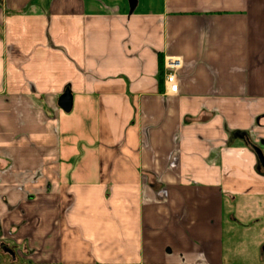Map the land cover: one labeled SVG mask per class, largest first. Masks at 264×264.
I'll use <instances>...</instances> for the list:
<instances>
[{
	"label": "crops",
	"instance_id": "obj_1",
	"mask_svg": "<svg viewBox=\"0 0 264 264\" xmlns=\"http://www.w3.org/2000/svg\"><path fill=\"white\" fill-rule=\"evenodd\" d=\"M256 148L264 0H0V264H264Z\"/></svg>",
	"mask_w": 264,
	"mask_h": 264
},
{
	"label": "rangeland",
	"instance_id": "obj_2",
	"mask_svg": "<svg viewBox=\"0 0 264 264\" xmlns=\"http://www.w3.org/2000/svg\"><path fill=\"white\" fill-rule=\"evenodd\" d=\"M260 212L257 217H261L264 219V201L259 204ZM228 214L226 215V233H225V241L227 244L235 243L238 246L237 249L239 251L244 250L249 253L259 252V248H261V241L264 240V229L261 226V229L257 228L255 230L249 229L247 221L251 217V208L245 207H236L232 206V208H228ZM235 218L237 221H233L232 218ZM228 225V226H227ZM231 226V229L227 230Z\"/></svg>",
	"mask_w": 264,
	"mask_h": 264
},
{
	"label": "built area",
	"instance_id": "obj_3",
	"mask_svg": "<svg viewBox=\"0 0 264 264\" xmlns=\"http://www.w3.org/2000/svg\"><path fill=\"white\" fill-rule=\"evenodd\" d=\"M167 68L166 83L168 85V90L171 93H175L178 90V82L176 72L181 68L182 64L178 58H168L165 62Z\"/></svg>",
	"mask_w": 264,
	"mask_h": 264
},
{
	"label": "water",
	"instance_id": "obj_4",
	"mask_svg": "<svg viewBox=\"0 0 264 264\" xmlns=\"http://www.w3.org/2000/svg\"><path fill=\"white\" fill-rule=\"evenodd\" d=\"M59 106L65 111L70 112L73 107V96L69 89H66L63 94L59 98L58 102ZM256 154L261 162V164L264 167V155L262 151L258 148H256Z\"/></svg>",
	"mask_w": 264,
	"mask_h": 264
}]
</instances>
